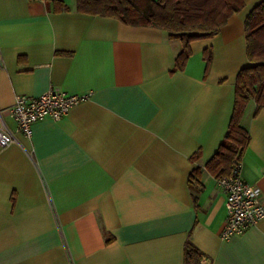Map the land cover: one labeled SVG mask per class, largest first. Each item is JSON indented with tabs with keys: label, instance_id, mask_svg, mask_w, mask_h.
<instances>
[{
	"label": "crops",
	"instance_id": "crops-1",
	"mask_svg": "<svg viewBox=\"0 0 264 264\" xmlns=\"http://www.w3.org/2000/svg\"><path fill=\"white\" fill-rule=\"evenodd\" d=\"M245 0L220 31L190 42L79 12L76 0H0V264H264V218L222 239L226 197L206 168L231 119L247 59ZM211 53L207 71L205 52ZM90 93L31 136L17 95ZM242 118V178L264 198V108Z\"/></svg>",
	"mask_w": 264,
	"mask_h": 264
},
{
	"label": "trees",
	"instance_id": "trees-1",
	"mask_svg": "<svg viewBox=\"0 0 264 264\" xmlns=\"http://www.w3.org/2000/svg\"><path fill=\"white\" fill-rule=\"evenodd\" d=\"M46 1V0H45ZM245 0H76L79 12L113 17L125 25L156 27L179 39L174 70L183 69L190 55V42L217 34L228 18L244 7ZM247 59L253 65L239 70L234 107L224 139L206 168L217 179L230 172L233 160L247 149L250 136L241 121L249 101L255 102L253 115L264 108V1L245 19ZM207 71L211 53L205 52ZM202 253L191 240L184 246V264H201Z\"/></svg>",
	"mask_w": 264,
	"mask_h": 264
},
{
	"label": "built area",
	"instance_id": "built-area-1",
	"mask_svg": "<svg viewBox=\"0 0 264 264\" xmlns=\"http://www.w3.org/2000/svg\"><path fill=\"white\" fill-rule=\"evenodd\" d=\"M45 1V0H42ZM90 93L69 94L55 86L37 97L17 95L10 110L17 128L27 137L31 136V125L41 120L57 121L69 110L89 99ZM14 135L0 129V146L14 142ZM242 162L236 157L226 176L216 179L226 197V217L220 232L222 239L240 234L264 218V198L258 187L247 183L241 176Z\"/></svg>",
	"mask_w": 264,
	"mask_h": 264
}]
</instances>
